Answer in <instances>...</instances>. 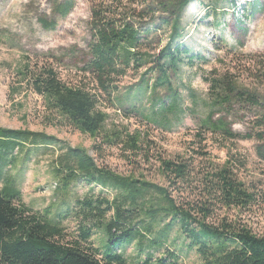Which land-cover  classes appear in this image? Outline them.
Listing matches in <instances>:
<instances>
[{
	"label": "trees",
	"instance_id": "1",
	"mask_svg": "<svg viewBox=\"0 0 264 264\" xmlns=\"http://www.w3.org/2000/svg\"><path fill=\"white\" fill-rule=\"evenodd\" d=\"M193 1L90 0V39L81 72L93 80L94 90L65 84L53 67L23 69L21 76L28 77L50 113L61 115L82 134L101 138L95 150L119 146L156 168L163 184L144 175L123 177L99 168L87 151L64 147L43 133L0 128V264H180L179 239L183 248L197 253L200 264H264V236L230 217L264 215V178H242L240 172L248 171L246 160L226 149L227 160L218 164L205 145L209 134L226 142L251 141L264 166V100L255 89L239 86L230 69L224 75L211 71L205 78L211 111L194 137L191 156L169 159L137 132L104 131L107 114L99 108L101 103L126 118L141 116L149 124L161 125L176 114L180 93L174 81L183 65L193 67L203 60L184 42L182 18ZM73 7L74 0L57 2L54 16L66 18ZM40 25L46 31L56 28L43 20ZM162 36L167 37L164 45ZM253 67L247 72L252 85H264V61L257 60ZM127 78L133 81L122 86ZM161 90L170 102L160 98ZM235 106L247 111L245 115L232 117ZM236 124L246 126L247 133L236 134ZM56 146L62 152L55 170L61 181L54 182L52 190L60 188L65 194L79 180L101 193L63 211L52 207L39 214L24 203L11 172L19 154ZM107 189L115 192L113 199L103 194ZM71 218L77 221L74 234L63 227ZM162 222L163 230L155 234L153 225ZM174 231L178 237L171 241ZM135 243L138 260L129 261L124 254ZM144 243L149 250H163L164 257L145 254Z\"/></svg>",
	"mask_w": 264,
	"mask_h": 264
},
{
	"label": "rangeland",
	"instance_id": "2",
	"mask_svg": "<svg viewBox=\"0 0 264 264\" xmlns=\"http://www.w3.org/2000/svg\"><path fill=\"white\" fill-rule=\"evenodd\" d=\"M64 1L67 0H0V128L43 133L59 140L64 147L87 151L99 168L123 177L144 175L148 180L163 184L156 168L147 166L142 159H136L121 147L108 148L106 145L100 152L95 150L100 146L101 138L82 134L61 115L50 113L45 100L31 88L28 77L21 76L27 66L32 70L37 66H48L53 67L69 86L96 88L93 80L81 72L88 55L91 2L74 0V7L66 18L54 16L55 3ZM41 20L54 23L56 28L44 30ZM182 25L186 31L185 45L203 60L193 67L186 64L181 67L179 78L174 81L180 93L176 114H170L166 123L160 121L161 125H156L147 123L141 116L126 118L121 111L109 108L105 103L99 107L107 114L105 133L111 135L122 131L132 135L137 132L145 141L155 143V151L169 159L191 156L194 137L201 133L211 111L208 108L209 84L205 78L211 76L212 70L224 75L225 70L230 69L239 86L255 89L264 100V85L253 86L247 74L257 60L264 61V0H194L183 15ZM160 39L163 45L167 42L166 36ZM132 81V78L125 79L122 86L130 85ZM159 95L163 101H171L165 97V91H159ZM234 109L236 112L231 114L232 117L244 116L247 112L238 110L237 106ZM218 118L216 116L214 120ZM233 129L239 135L247 133L242 124H236ZM206 138V150L212 161L223 164L228 158L226 149H230L234 157L247 161L248 171L240 172L242 178H264V166L255 155L253 142L240 139L226 142L210 134ZM61 153L57 146L38 148L31 155L19 154L15 160L16 168L11 175L16 179L24 203L36 213L41 214L52 207L63 211L75 201L101 193L100 188L79 180L74 181L65 194L60 188L53 191L52 184L61 181L55 171ZM103 194L109 199L115 196L110 189L104 190ZM230 217L241 220L254 233L264 236V215L255 213L240 217L232 213ZM164 225L165 222L153 225L155 234L163 230ZM63 227L74 234L77 221L71 218L63 222ZM99 236L104 238L102 233ZM175 237H178L176 231L171 233L170 240ZM182 242V239L177 242L180 264H200L197 253L183 248ZM143 247L145 254L152 251L148 244L144 243ZM152 253L155 259L164 257L163 250ZM124 256L129 261L138 260L137 244L129 247Z\"/></svg>",
	"mask_w": 264,
	"mask_h": 264
}]
</instances>
